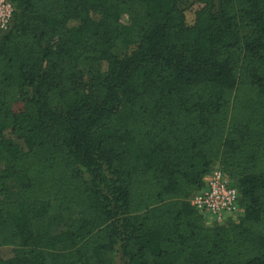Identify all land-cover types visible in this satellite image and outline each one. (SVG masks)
I'll use <instances>...</instances> for the list:
<instances>
[{
	"label": "trees",
	"instance_id": "trees-1",
	"mask_svg": "<svg viewBox=\"0 0 264 264\" xmlns=\"http://www.w3.org/2000/svg\"><path fill=\"white\" fill-rule=\"evenodd\" d=\"M181 1L13 0L0 264H264V0ZM215 165L242 215L206 225Z\"/></svg>",
	"mask_w": 264,
	"mask_h": 264
},
{
	"label": "built area",
	"instance_id": "built-area-1",
	"mask_svg": "<svg viewBox=\"0 0 264 264\" xmlns=\"http://www.w3.org/2000/svg\"><path fill=\"white\" fill-rule=\"evenodd\" d=\"M15 5L13 0H0V33L7 31L13 21ZM204 186L189 200L190 205L203 215L220 222L236 220L242 215L239 206L240 194L219 166L215 165L203 178ZM232 217V218H231Z\"/></svg>",
	"mask_w": 264,
	"mask_h": 264
},
{
	"label": "rangeland",
	"instance_id": "rangeland-1",
	"mask_svg": "<svg viewBox=\"0 0 264 264\" xmlns=\"http://www.w3.org/2000/svg\"><path fill=\"white\" fill-rule=\"evenodd\" d=\"M180 7H187V8H189V10L190 11H195V10H197L198 8H200V6H202L201 4H199V3H190L188 0H182L179 4H178ZM128 16L127 15H124L123 17H122V21H123V23H125L126 21H128ZM83 69L85 70V71H92V70H96V69H98V64H94V63H90V62H88V63H85V64H83ZM18 107H20V104H18V105H16L15 106V108H18ZM1 166V165H0ZM15 185L16 184H14V183H12V182H10L9 184H8V186H7V188H14L15 187ZM57 212H59V207H58V204L57 203H52L51 205H50V208H49V212H48V214L49 215H52V214H55V213H57ZM74 216H76V211H75V209L74 208H71V210L68 212V213H66V219H68V217L71 219V218H73ZM232 218V217H231ZM229 220H232V219H225V220H221L220 222H215V224H221V223H226V222H228ZM234 220V219H233ZM67 223H68V221H66L65 220V222L63 223V224H61V225H59V227L58 228H56V229H64L65 227H66V225H67ZM112 254L111 253H108V254H106V259L107 260H111L112 259ZM115 264H120V262L118 261V258H116V260H115Z\"/></svg>",
	"mask_w": 264,
	"mask_h": 264
},
{
	"label": "crops",
	"instance_id": "crops-1",
	"mask_svg": "<svg viewBox=\"0 0 264 264\" xmlns=\"http://www.w3.org/2000/svg\"><path fill=\"white\" fill-rule=\"evenodd\" d=\"M204 222H205L206 225H214L215 222H218V221L213 220L212 218H210V217L208 216V217H205V218H204Z\"/></svg>",
	"mask_w": 264,
	"mask_h": 264
}]
</instances>
